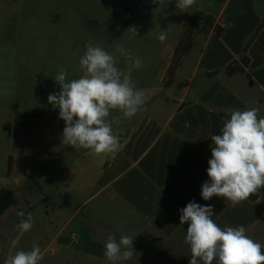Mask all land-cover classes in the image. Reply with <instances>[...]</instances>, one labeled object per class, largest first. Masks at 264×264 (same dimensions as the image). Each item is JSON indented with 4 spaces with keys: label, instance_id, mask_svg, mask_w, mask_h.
<instances>
[{
    "label": "crops",
    "instance_id": "crops-1",
    "mask_svg": "<svg viewBox=\"0 0 264 264\" xmlns=\"http://www.w3.org/2000/svg\"><path fill=\"white\" fill-rule=\"evenodd\" d=\"M123 2L115 3L111 18L118 17ZM92 4L93 0H0V50L8 47L7 52L14 56L13 80L21 89L20 95L10 97V81L0 79L1 106L23 107L31 96V85L34 96L44 99L50 82L54 85L53 73L63 68L70 74L69 81L83 75L79 59L91 38L89 26L82 27L75 18L89 19L81 8ZM193 12L215 16L223 32L220 36L212 30L206 36L195 35L192 48L182 54L173 73V83L164 88L182 25ZM138 19L173 36L164 48L168 59L158 91L145 95L146 111L113 123L120 151L101 155L93 164L96 175L77 190L48 192L40 184L42 179H35L34 207L25 213V219L31 213L30 231L21 235L17 224L5 233L4 214L1 216L0 264L12 252L11 242L16 237L23 238L17 251L30 250L33 243L39 245L43 256L39 264H110L104 256L109 234H115L117 240L121 235L134 238L136 254L117 264H141L140 258L155 257L161 242L187 231V222L180 224V209L193 201L212 205L213 219L222 229L243 225L249 237L264 245V188L252 195L254 200L250 197L235 207L220 197L205 201L200 194L209 179L211 136L220 134L233 110L256 108L258 116L264 117V0H196L187 12L176 8V0H137L116 37ZM108 38L106 35L105 40ZM242 57L248 59L245 71L226 76L224 69ZM42 60L50 74L27 66ZM22 62L27 68L20 72ZM178 82H186V86L177 88ZM53 85L51 93L56 94ZM31 107L16 116L31 119L42 113ZM120 115L113 111L109 119ZM8 156L15 164L12 154ZM86 236L97 246L86 242Z\"/></svg>",
    "mask_w": 264,
    "mask_h": 264
},
{
    "label": "clouds",
    "instance_id": "clouds-1",
    "mask_svg": "<svg viewBox=\"0 0 264 264\" xmlns=\"http://www.w3.org/2000/svg\"><path fill=\"white\" fill-rule=\"evenodd\" d=\"M196 0H176V8L187 12ZM136 37L135 28H129ZM164 43L167 32L157 34ZM116 52L129 61L127 71L117 67L114 55L99 45L89 44L79 59L83 75L66 82L67 69H61L54 80L60 91L48 96V102L59 109V117L65 122L62 142L77 149H87L97 156L115 155L122 147L119 137L113 133V123L121 118L131 119L146 111L144 94L131 79L133 69L143 66L140 58H132L123 46ZM120 116L109 119L113 111ZM256 108L233 110L230 119L211 136V159L208 161L206 181L201 196L207 201L220 197L235 207L264 188V117ZM180 224L187 222L185 243L190 246V264H264V245L246 234V228L227 226L221 228L214 221L212 205L202 206L189 202L180 209ZM18 216L24 217L20 211ZM20 234L33 227L31 213L17 225ZM133 237L109 234L104 243V256L110 264L130 260ZM12 246L18 238L12 240ZM43 259L38 244L30 250H18L4 260V264H39Z\"/></svg>",
    "mask_w": 264,
    "mask_h": 264
},
{
    "label": "rangeland",
    "instance_id": "rangeland-1",
    "mask_svg": "<svg viewBox=\"0 0 264 264\" xmlns=\"http://www.w3.org/2000/svg\"><path fill=\"white\" fill-rule=\"evenodd\" d=\"M117 1L93 0L92 6L86 9L81 8V11L89 19L80 15L76 16L75 22L85 28L89 26L90 44L99 45L104 50L107 47V52L116 57L117 65L122 71H127L129 61L116 52L118 45L123 46L132 58L138 57L142 60L143 66L132 70L131 79L145 97L149 92H157L159 89L160 79L165 72L164 68L168 59L164 48L170 43L173 36L168 33L166 41L161 43L157 39V34L162 31V28L138 19L126 29L121 37H116L125 28L137 4V0H125L119 6L118 17L114 19L109 16V12ZM129 28L136 29V37L131 34ZM106 35H109L107 41L105 40ZM7 48L1 47L0 50V79L5 80V77L10 81V97H12L14 94L20 95L21 89L13 80L16 75L14 56L7 52ZM27 54L30 53L27 51ZM44 62L46 63L42 60L32 67L27 66L29 69L38 68L42 69L44 74H50L51 72L48 66L43 64ZM27 66L24 62L20 63L22 70L20 72H23ZM184 70L187 72V66L184 67ZM56 75L53 73L54 78ZM68 75L70 74H67L66 82L69 81ZM54 78V85L50 82L44 99L39 100L34 96L35 89L31 85L28 87L31 96L23 107L12 104L0 105V189L10 188L15 194V204L3 215L5 227L2 229L3 231L5 229V233L19 224L21 219H25V216H18V212L26 213L29 208L34 207L33 197L37 193L36 180L42 179L40 184L48 192L69 189L74 191L83 182L96 175L93 164L101 155L97 156L91 150L77 149L62 142L65 122L59 117V109L54 108L47 99L52 94V88H54L50 86H55L57 92L61 90ZM31 106L35 107L36 110L41 109L42 113L33 118L30 117L31 119H22L16 116L17 113H25L32 108ZM115 113L119 112L115 111ZM9 154L14 157L15 164L13 162L12 173L7 176L5 172L7 155ZM25 179L26 181L22 185H15V183H21ZM38 211L39 209L35 210V217ZM185 236L186 231H183L171 241L161 242V248L156 250L155 257L147 255V257L140 258L141 264H190V246L185 243ZM16 238H18V243L15 247L12 246L10 254H14L22 244L23 238ZM85 241H90L93 246L95 243L97 246V243L91 240L90 236H86Z\"/></svg>",
    "mask_w": 264,
    "mask_h": 264
},
{
    "label": "trees",
    "instance_id": "trees-1",
    "mask_svg": "<svg viewBox=\"0 0 264 264\" xmlns=\"http://www.w3.org/2000/svg\"><path fill=\"white\" fill-rule=\"evenodd\" d=\"M214 31L215 35L220 36L223 32L222 26L219 24L218 19L210 14H204L202 12H193L188 21L182 25V37L174 50L173 61L171 66L166 72V79L163 80V87L167 88L173 83V73L180 62V58L183 53L189 51L193 46V37L195 35L206 36L210 31ZM248 66V59L242 57L239 60L231 62L225 69L224 74L226 76H232L235 74L243 73ZM211 73L209 75H214ZM186 86V82H178L177 88ZM13 170V159L8 156L6 162L5 174L9 176ZM251 199H255V196H250ZM15 204V194L10 188L0 189V218L4 212Z\"/></svg>",
    "mask_w": 264,
    "mask_h": 264
},
{
    "label": "water",
    "instance_id": "water-1",
    "mask_svg": "<svg viewBox=\"0 0 264 264\" xmlns=\"http://www.w3.org/2000/svg\"><path fill=\"white\" fill-rule=\"evenodd\" d=\"M63 205H65L66 204V200L64 199V201H63V203H62Z\"/></svg>",
    "mask_w": 264,
    "mask_h": 264
}]
</instances>
